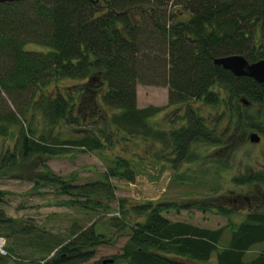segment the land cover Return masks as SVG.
Here are the masks:
<instances>
[{"label":"trees","instance_id":"obj_1","mask_svg":"<svg viewBox=\"0 0 264 264\" xmlns=\"http://www.w3.org/2000/svg\"><path fill=\"white\" fill-rule=\"evenodd\" d=\"M170 3L178 5L175 9L185 12V18L173 10L168 15ZM257 23L262 30L264 0L0 2V171L35 158L39 170L33 175V187L53 188L60 196L56 204L109 211L108 202L118 200L110 178L133 181L140 162L147 160L149 145L154 147L152 161L161 158L175 167L200 158L194 144L223 145L232 137L242 141L240 133L246 128L264 132V124L252 122L250 114L232 104L234 100L244 105L264 103V83L212 62L213 57L229 53L242 54L248 61L264 57V49L258 42L257 50L253 41ZM27 41L46 48H25ZM65 77L77 83L59 84ZM136 82L166 85L167 103L183 105L177 114L179 125H164L159 106H137ZM192 99L212 105L222 101L223 108L210 120L189 103ZM64 125L81 129L74 136H60ZM114 143L122 153L108 159L97 179L76 182L73 174H55L44 160L71 150L98 152ZM261 154L264 158V147ZM222 164L218 159L214 163L215 174ZM173 176L182 180L190 173ZM232 181L264 183V164L232 176ZM3 196L0 189V228L15 220L5 214ZM167 206L148 200L109 216V225L117 233L125 232L126 238L111 255L112 262L97 259L91 264H203L212 253L215 264H264V245L251 258H243L253 244L264 240L263 210L248 209L235 222L231 209L216 206L226 223L208 228L168 219L160 212ZM197 206L210 207L205 202ZM95 224L72 225L66 239L44 242L38 247L39 259H33L39 264L88 261L95 245L111 242ZM5 249L0 264H22L11 247Z\"/></svg>","mask_w":264,"mask_h":264},{"label":"rangeland","instance_id":"obj_2","mask_svg":"<svg viewBox=\"0 0 264 264\" xmlns=\"http://www.w3.org/2000/svg\"><path fill=\"white\" fill-rule=\"evenodd\" d=\"M176 6L178 5L170 3L166 7L167 14L169 15L170 11L173 10L176 15L185 18L186 13H179L175 9ZM253 41L257 45V50L258 42L259 46L264 49V26L261 30L258 23L253 30ZM24 47L28 49L46 48L43 44L32 41L24 43ZM75 83L77 80L68 77L59 81V84L65 86ZM49 86L52 87V84L50 83ZM135 99L137 106L152 104L161 107L159 120L164 117V125H179L180 121L177 114L181 112L183 105L167 103L166 85L136 82ZM235 101H232V104L234 103V106L240 108L244 114H250L252 122L261 126L264 124V103L255 102L244 105ZM221 102L212 105L202 103L199 99L189 100L192 106L196 107L200 113L208 115L210 120L213 119L216 111L223 108ZM53 128L56 129V127ZM80 129L79 125H64L61 127L59 135L74 136L76 131H80ZM251 130L260 134L259 141L253 142L248 139V133ZM233 135L236 136V133ZM240 135L245 140L240 141L236 137H232L223 145H212L204 142L194 144L192 149L201 154L200 158L187 163L181 162L175 167L171 166L172 163L169 161L161 158L152 161L154 151L152 145H149L146 154L138 147H134L138 152L145 154L147 160L140 162L141 164L138 166L140 171L135 175L133 181L116 177L110 178L115 184L114 194L118 200L112 199L108 202L109 211H103L101 207L99 210L89 211L76 206L56 204L55 202L60 196L53 192V188L42 185L33 187V175L39 170V164L35 158H31L30 162L27 160L18 163L12 170H2L0 171V189L4 190V201L1 206L6 215L15 219L9 225L0 228V236L4 242L3 247H11V251L21 258L22 264H39L35 259H39L38 247L42 246L44 242L52 243L57 239H66L72 225L81 227L96 222L95 228L103 230L105 235L111 237V242L95 245L93 256L82 263L91 264L94 260L109 257L116 253L126 238L125 232L117 233L116 227L109 225V216H119L118 210L120 208L138 202L150 200L154 203L168 204L167 208L160 211L168 219L184 220L208 228H216L226 223V217L215 211L216 206L231 209L233 211L231 218L235 222L241 220L244 213L253 207L264 211V183L237 184L232 181V176L248 174L264 164V158L261 154L264 147V132L257 128H246ZM51 138L49 137V139ZM7 142L11 144V139H7ZM115 153H122L117 143L98 152H75L71 150L48 156L44 160L55 174L62 176L73 174L76 182H83L97 179L99 172L104 169L105 165L109 163L108 159ZM124 154L129 156L128 151ZM217 159L223 164L218 173L215 174L212 167ZM178 172L190 173V178L187 177L182 180L173 178V173ZM209 182L217 185L210 187ZM201 202H205L210 207L207 209L199 208L197 203ZM136 216L135 214L134 217L136 218ZM20 225L31 227V229L22 231ZM42 232H44L45 237L39 236V233ZM227 235L228 232L225 230V237ZM263 245L264 240L253 244L244 252L243 258H251ZM2 254L5 255V253ZM30 259L33 260L30 261ZM113 264L125 263L115 262ZM203 264H215L213 253L209 260Z\"/></svg>","mask_w":264,"mask_h":264},{"label":"water","instance_id":"obj_3","mask_svg":"<svg viewBox=\"0 0 264 264\" xmlns=\"http://www.w3.org/2000/svg\"><path fill=\"white\" fill-rule=\"evenodd\" d=\"M5 1L14 0H0V2ZM212 62L228 69L234 75L249 76L257 82L264 83V57L248 61L242 54L229 53L213 57ZM248 139L257 142L259 140V134L256 131L251 130L248 133ZM107 261H112V258H104L102 263Z\"/></svg>","mask_w":264,"mask_h":264},{"label":"built area","instance_id":"obj_4","mask_svg":"<svg viewBox=\"0 0 264 264\" xmlns=\"http://www.w3.org/2000/svg\"><path fill=\"white\" fill-rule=\"evenodd\" d=\"M1 243H2V238L0 237V252H4V250L2 249Z\"/></svg>","mask_w":264,"mask_h":264}]
</instances>
